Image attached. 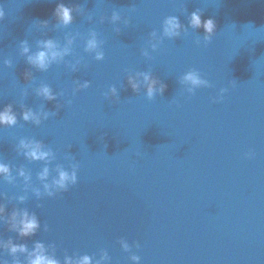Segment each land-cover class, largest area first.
Listing matches in <instances>:
<instances>
[{
	"label": "water",
	"instance_id": "obj_1",
	"mask_svg": "<svg viewBox=\"0 0 264 264\" xmlns=\"http://www.w3.org/2000/svg\"><path fill=\"white\" fill-rule=\"evenodd\" d=\"M57 2L0 0V106L11 104L18 119L15 128L0 129V159L24 167L40 187L36 177L44 165L15 151L19 138H35L56 153L50 169L59 164L70 171L76 163L78 179L54 198L36 200L29 192L24 205L15 201L24 194L22 180L0 182L9 213L26 207L41 222L24 240L0 225L3 239L30 250L38 240L53 244L61 261L65 254L98 258L106 251L111 264H132L133 254L140 264H264V0H64L86 13H74L68 28L56 26ZM197 9L202 19L215 21L209 45L202 29L188 28L151 52L150 33L159 34L166 17L177 16L187 27ZM113 11L128 25L110 24ZM43 21L48 27L39 30ZM89 31L103 42V61L84 51ZM68 34L76 37L72 55L47 72L19 55L21 41L35 51L40 40L63 45ZM5 59L11 68L3 66ZM76 60L73 72L66 65ZM149 70L167 85L151 101L126 84L127 75ZM189 70L211 87L182 94L178 79ZM25 71L32 81L24 80ZM85 81L89 88L73 94ZM41 83L53 88L57 101L36 96ZM113 86L118 100L105 98ZM221 89L227 92L217 100ZM21 105L56 115L35 127L20 120Z\"/></svg>",
	"mask_w": 264,
	"mask_h": 264
},
{
	"label": "clouds",
	"instance_id": "obj_2",
	"mask_svg": "<svg viewBox=\"0 0 264 264\" xmlns=\"http://www.w3.org/2000/svg\"><path fill=\"white\" fill-rule=\"evenodd\" d=\"M74 13L80 16L86 15L81 6H70L64 0H59L53 10L56 26L59 28H68L71 26L74 22ZM86 18L89 22H92L93 18L91 15H87ZM3 19L4 11L0 8V21ZM103 22L104 18H101V23ZM108 22L114 26L120 25L121 23L127 26L129 23L128 20H122L121 14L117 11L112 12ZM47 27V21H43L37 25L39 30L46 29ZM188 28L203 30V44L205 46L212 42L216 33L215 21L211 18L202 19V13L197 9L188 15L187 27L180 22L177 16L166 17L162 22L160 33L158 34L156 31L150 33L148 47L151 52H156L165 39L174 40L180 38L182 34L187 33ZM114 30L117 33L120 32L119 27H116ZM75 40L76 37L71 34L66 35L63 45L54 39H43L38 42L35 51L30 48L26 40L21 41L19 44V55L25 59L26 64L30 68L36 69L39 72H47L53 65L63 63L65 57L72 55ZM200 43V39H197L196 44L199 45ZM84 51L93 55V58L98 62L104 60L103 42L98 39L95 31L88 32L84 40ZM141 55L147 60L151 59L147 49L142 50ZM2 63L5 68L12 67L11 59H5ZM79 64L80 60H76L75 63L68 64L66 67L74 72L77 70ZM23 75L26 82L33 80L31 71H25ZM178 83L182 89V94L187 93L190 96L194 95L197 89L211 87L209 81L202 78L201 74L196 70L185 72L179 77ZM126 84L136 94L140 93L143 89L149 101L157 96H163L167 90V85L158 77L154 76L150 70L127 75ZM89 86L87 81L82 84L77 82L73 94L87 89ZM226 92L227 89H221L217 100L221 99ZM35 94L37 97L49 103L55 102L58 99V94L53 91L51 86L45 83H41L35 89ZM59 95L62 96L63 93H59ZM104 95L106 99H119L118 90L114 86L110 87ZM60 107L61 105L56 104L57 111ZM55 115V112L35 111L32 108L21 105L19 118L25 124L40 127L50 116ZM17 125V114L14 112L13 106L11 104L0 106V129L15 128ZM15 151L17 155L22 156L29 162L42 163L44 165L36 177L40 187H34L32 175L29 171L24 167L13 168L10 164L0 159V182L9 185H15L17 179L23 182L22 192L24 194L15 196L17 205L25 204L29 198V192H31V195L36 200H41L44 197L54 198L58 194L66 192L69 187L76 185L79 165L72 163L70 165V171L59 164L54 169H50L49 166L56 160V153L41 140L25 137L19 138L15 144ZM252 156V153H248V158H252ZM52 171L55 172V176H51L50 178ZM13 172H15V175H13ZM7 199L8 197L5 194L0 193V225L7 226V230L16 233L20 240L35 236L41 230V222L37 215L34 212H30L26 207H13L9 213L7 211V205L3 202ZM44 230L47 231L46 226ZM118 243L125 253L132 251V248L126 240L121 239ZM5 255L11 257V264H111V258L106 251H101L98 254V258L89 255L77 256L65 254L61 261L56 256V249L53 244L46 245L44 242L38 240L33 243L30 250L27 244L14 242L11 238L5 240L0 235V264H9V261L5 259ZM129 259L132 264H140L141 258L138 255H130Z\"/></svg>",
	"mask_w": 264,
	"mask_h": 264
}]
</instances>
